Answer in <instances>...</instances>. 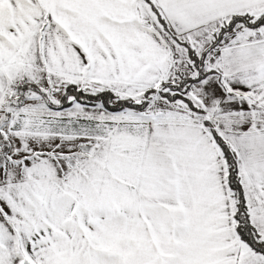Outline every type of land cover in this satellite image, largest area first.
I'll list each match as a JSON object with an SVG mask.
<instances>
[{"label":"snow or ice","instance_id":"snow-or-ice-1","mask_svg":"<svg viewBox=\"0 0 264 264\" xmlns=\"http://www.w3.org/2000/svg\"><path fill=\"white\" fill-rule=\"evenodd\" d=\"M0 264H264V0H0Z\"/></svg>","mask_w":264,"mask_h":264}]
</instances>
